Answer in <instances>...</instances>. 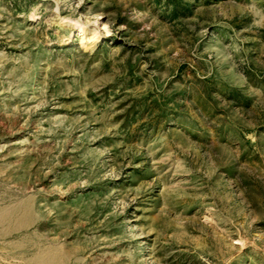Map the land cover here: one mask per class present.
<instances>
[{
  "label": "rangeland",
  "instance_id": "374dc122",
  "mask_svg": "<svg viewBox=\"0 0 264 264\" xmlns=\"http://www.w3.org/2000/svg\"><path fill=\"white\" fill-rule=\"evenodd\" d=\"M0 264H264V0H0Z\"/></svg>",
  "mask_w": 264,
  "mask_h": 264
},
{
  "label": "bare ground",
  "instance_id": "6f19581e",
  "mask_svg": "<svg viewBox=\"0 0 264 264\" xmlns=\"http://www.w3.org/2000/svg\"><path fill=\"white\" fill-rule=\"evenodd\" d=\"M66 20V19H65ZM64 21V20H63ZM72 23V22H71ZM73 24V23H72ZM89 24V23H88ZM91 32V31H90ZM77 34L78 35H81L83 36H86L87 37V43L89 44L90 42H93L97 39V34L95 31H92L91 33H87L86 34V28H84V25L83 24H80L78 27H77Z\"/></svg>",
  "mask_w": 264,
  "mask_h": 264
}]
</instances>
